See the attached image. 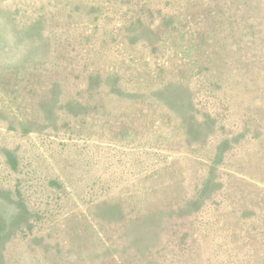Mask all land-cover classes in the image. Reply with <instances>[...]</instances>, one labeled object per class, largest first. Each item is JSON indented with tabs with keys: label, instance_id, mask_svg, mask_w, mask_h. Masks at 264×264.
<instances>
[{
	"label": "rangeland",
	"instance_id": "rangeland-1",
	"mask_svg": "<svg viewBox=\"0 0 264 264\" xmlns=\"http://www.w3.org/2000/svg\"><path fill=\"white\" fill-rule=\"evenodd\" d=\"M0 264H264V0H0Z\"/></svg>",
	"mask_w": 264,
	"mask_h": 264
}]
</instances>
